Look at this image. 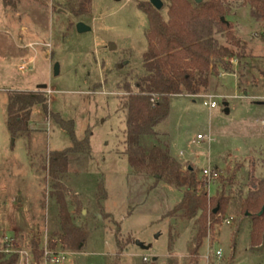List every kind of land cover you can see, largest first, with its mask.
Instances as JSON below:
<instances>
[{
  "label": "rangeland",
  "instance_id": "1",
  "mask_svg": "<svg viewBox=\"0 0 264 264\" xmlns=\"http://www.w3.org/2000/svg\"><path fill=\"white\" fill-rule=\"evenodd\" d=\"M84 1L17 0L12 8L0 0V251L14 252L5 251V236L13 238L10 248L16 250H31L30 240L38 236L44 253L37 264H45L48 239L60 229L58 205L49 195L52 182L35 168L72 140L40 104L32 109L29 134L12 137L7 128L8 93L33 90L44 92L49 110L73 120L77 139L88 137L90 144L89 154L70 156L63 183L83 204L77 221L91 231L81 250H54L66 252L63 264H190L192 221L163 217L183 192L163 181L151 188L155 179L132 174L122 154L126 119L120 98L144 73L149 24L138 3L151 0H87L86 6ZM162 1L167 18L170 1ZM226 19L241 46H233L224 34L216 37L236 53L230 58L234 73L212 77L202 94L172 96L169 117L159 128L160 142L171 145L184 167H197L201 183L204 167L218 168L219 176L234 174L226 190L236 194L256 187L264 176V21L239 0L230 2ZM78 22L91 30L79 32ZM210 100L218 105H206ZM198 134L213 140L197 139ZM100 182L107 192L103 211L112 214L122 234L135 239L121 253L114 223L98 205ZM218 185L215 180L205 187L214 195ZM229 218L214 242L204 240L196 264H257L263 259L264 243L251 249L249 220ZM171 236L177 237L173 245ZM18 255L17 264H35L31 256L27 262V256Z\"/></svg>",
  "mask_w": 264,
  "mask_h": 264
},
{
  "label": "trees",
  "instance_id": "2",
  "mask_svg": "<svg viewBox=\"0 0 264 264\" xmlns=\"http://www.w3.org/2000/svg\"><path fill=\"white\" fill-rule=\"evenodd\" d=\"M169 1L167 18L151 2L138 3L148 18V49L142 56L144 73L133 86L126 88L120 98V109L126 119L122 154L128 160L132 174L148 175L155 179L151 188L163 181L183 192L179 203L163 217L192 221L187 256L190 264H196L204 240L210 238L214 242L224 219L229 216L249 220L252 250L264 243V176L259 178L256 187L240 189L236 194L226 190V183L233 182L234 174L219 176L218 189L214 195H210L205 184L199 180V169L194 165L184 167L172 155L169 144L160 142L162 138L158 128L169 117L172 96L202 94L209 88L212 77L234 73L230 58L235 57L236 53L222 44L216 34H224L235 47L241 46L233 32V23L226 19L230 2L235 0ZM239 1L242 6H250L255 19L264 21V0ZM86 3L87 0L82 4L86 6ZM3 4L15 8L17 0H3ZM38 104L72 140L70 147L49 152L39 165L32 162L33 166L36 164L38 174L44 172L50 178L49 195L58 205L60 229L49 237V249L56 250L59 246L63 250L79 251L91 230L77 221L82 214L83 204L78 195L63 183V177L69 170L71 155L90 153L89 139L79 141L75 122L52 113L46 94L33 90H12L8 93L7 128L12 137L29 134L32 109ZM67 197L71 198L72 209ZM106 197L107 192L100 182L98 205L104 218L114 223L115 242L121 253L135 239L122 234L112 214L103 211L102 201ZM237 235L236 231L233 239ZM176 236L170 237V245H173ZM30 248L34 259L40 261L44 253L40 237L31 238ZM18 260V253L0 251V264H17ZM257 264H264V257Z\"/></svg>",
  "mask_w": 264,
  "mask_h": 264
},
{
  "label": "built area",
  "instance_id": "3",
  "mask_svg": "<svg viewBox=\"0 0 264 264\" xmlns=\"http://www.w3.org/2000/svg\"><path fill=\"white\" fill-rule=\"evenodd\" d=\"M205 104L210 106L211 108H214L218 105L216 100H210L209 102H205ZM197 139L213 140V138L210 134L209 135L198 134ZM202 175H203L202 180H203L204 184L207 185V188H209L210 183L217 180V178L220 175V172H219L218 168H213L211 166H208V167H204L202 169ZM230 220H231V218L227 217L224 219V222L229 223ZM3 241L5 244H7V248L5 249V251H11L12 250L18 254L27 256V262H29L30 256H31V259L34 260V257L32 255L31 250H16V249L10 248L13 245V241H14L13 238L5 236L3 238ZM215 255L217 257L221 258L222 252L216 251ZM65 260H66V252H63V251L58 252V251L48 249V247H46V249H45V264H63ZM34 262H35V264H37V261L34 260Z\"/></svg>",
  "mask_w": 264,
  "mask_h": 264
},
{
  "label": "water",
  "instance_id": "4",
  "mask_svg": "<svg viewBox=\"0 0 264 264\" xmlns=\"http://www.w3.org/2000/svg\"><path fill=\"white\" fill-rule=\"evenodd\" d=\"M195 1H196V2H201L202 0H195ZM150 2H151V4H152L156 9H158V10H162V8L164 7V2H163L162 0H151ZM222 19L225 20L224 17H223ZM77 29H78L79 32H85V31L91 30V27L88 26V25H86L84 22H78V24H77ZM112 45H113V44L110 43V48H111V49L114 48ZM59 72H60V66H59V64L57 63V64L55 65V68H54V73H55V75L57 76V75L59 74ZM46 88H47V85H40V86L38 87V89H46ZM225 111L228 112L229 109H228V108H225ZM136 243L139 244V245H143L142 243H140V242H138V241H137Z\"/></svg>",
  "mask_w": 264,
  "mask_h": 264
},
{
  "label": "crops",
  "instance_id": "5",
  "mask_svg": "<svg viewBox=\"0 0 264 264\" xmlns=\"http://www.w3.org/2000/svg\"><path fill=\"white\" fill-rule=\"evenodd\" d=\"M261 104H262V103H261ZM158 129L160 130V132H162V131H161V129L163 130V128H161V127H160V128H158ZM165 132H166V131H165ZM166 134H167V136H168V133H167V132H166ZM161 136H162V135H161ZM169 148H170V151H171L172 155L174 156V154H173V152H172V148H171V145H170V144H169ZM180 154H181V155H183V153H182V152H180ZM174 157H175V156H174ZM175 158H176V157H175ZM176 159H177V158H176Z\"/></svg>",
  "mask_w": 264,
  "mask_h": 264
}]
</instances>
